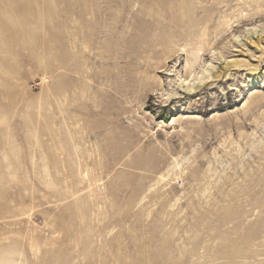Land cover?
<instances>
[{"label": "rangeland", "instance_id": "374dc122", "mask_svg": "<svg viewBox=\"0 0 264 264\" xmlns=\"http://www.w3.org/2000/svg\"><path fill=\"white\" fill-rule=\"evenodd\" d=\"M0 264H264V0H0Z\"/></svg>", "mask_w": 264, "mask_h": 264}]
</instances>
